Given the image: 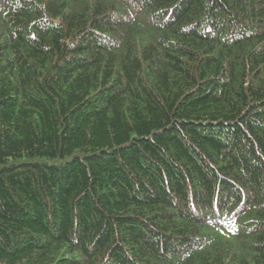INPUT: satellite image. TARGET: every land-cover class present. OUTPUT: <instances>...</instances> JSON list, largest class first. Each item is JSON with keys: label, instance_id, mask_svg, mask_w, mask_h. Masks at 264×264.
I'll list each match as a JSON object with an SVG mask.
<instances>
[{"label": "trees", "instance_id": "1", "mask_svg": "<svg viewBox=\"0 0 264 264\" xmlns=\"http://www.w3.org/2000/svg\"><path fill=\"white\" fill-rule=\"evenodd\" d=\"M0 264H264V0H0Z\"/></svg>", "mask_w": 264, "mask_h": 264}]
</instances>
